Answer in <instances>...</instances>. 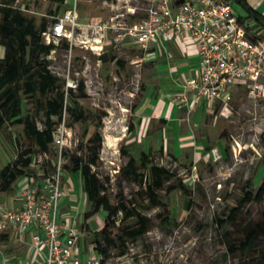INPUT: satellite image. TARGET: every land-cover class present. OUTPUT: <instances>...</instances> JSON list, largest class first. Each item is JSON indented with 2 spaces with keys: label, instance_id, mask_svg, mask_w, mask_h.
Returning a JSON list of instances; mask_svg holds the SVG:
<instances>
[{
  "label": "rangeland",
  "instance_id": "1",
  "mask_svg": "<svg viewBox=\"0 0 264 264\" xmlns=\"http://www.w3.org/2000/svg\"><path fill=\"white\" fill-rule=\"evenodd\" d=\"M102 1L77 0L80 22L108 20L114 12L104 7ZM132 3L137 4L135 0ZM66 4L68 0H0V25L4 18L2 9L12 6L20 8L40 30L43 21L48 27L51 25L57 5H61V13H64L69 9ZM138 12L136 20L143 17L140 9ZM6 41L8 37L3 35L0 58L4 57ZM43 42L47 44L44 37ZM67 43L66 39L62 40L40 58L59 78V84H64V89L69 77L85 83L84 92L80 89L70 92L69 104L90 115L84 122H75L70 112L64 113L61 126L58 125L65 129L63 150L80 151L88 158L86 147L96 142L91 139L98 132L102 145L92 171L105 186L100 198L105 196L115 207L120 196L136 200L132 208L148 218V231L136 238L122 235L127 226L135 228L139 224L136 219L121 222V211L106 226L109 209L86 200L84 180L79 179L77 188L75 175L70 174V164L66 162L62 185L67 196L60 199L59 220L68 219L70 215L81 220L82 224L78 221L76 226L86 252L89 246L99 242L106 252L103 264H258L264 257L263 251L249 255L240 250L232 251V247L246 234L248 226L264 223V203L257 197L264 183V100L254 101L246 90L239 88L229 104L202 110L197 107L179 114L180 119L167 128L163 137L165 149L153 148L149 166L139 169L144 178L125 177L122 169L130 155L137 157L138 166L141 161L139 149L133 148L127 130L135 118L134 106L145 84V64L138 61L142 49L135 43L116 46L112 37L106 40L101 54L80 46L70 51ZM55 93V90L43 93L37 89L32 95L22 94L21 118L33 114L37 127L45 128L46 103ZM101 115L102 122L98 124ZM56 150L53 145L51 154L55 159ZM38 153L35 140L26 133L24 123L6 124L0 132V170L14 164L19 156H37ZM152 165L169 173L165 175L163 187L156 189L159 194L156 204L151 202L147 191V184L153 178L149 170ZM74 187L77 192L72 193L75 203L72 211L69 193L76 190ZM3 191L0 186L1 199ZM248 192L253 200L242 203ZM241 203V210L233 214L231 209ZM62 211L65 213L61 216ZM216 218L225 219L224 226H218ZM9 241L5 232L0 234V264L7 259L16 261L23 254ZM261 246L264 250V239ZM91 251L100 259L101 255L93 246Z\"/></svg>",
  "mask_w": 264,
  "mask_h": 264
},
{
  "label": "built area",
  "instance_id": "2",
  "mask_svg": "<svg viewBox=\"0 0 264 264\" xmlns=\"http://www.w3.org/2000/svg\"><path fill=\"white\" fill-rule=\"evenodd\" d=\"M135 1L137 4L132 0H103L102 5L114 13L98 23L80 22L76 1L63 14L53 16L42 37L54 46L66 39L70 51L80 46L101 54L110 37L116 46L130 41L145 47L150 42L171 39L174 34L189 36L198 43L200 65L182 84V92L176 97L180 108L193 110L212 101L229 104L239 88L246 90L254 101L264 100V39L249 32L229 2ZM139 9L143 17L134 20ZM79 89L78 80L71 77L66 80L64 112L68 108V95ZM59 126L53 134V145L58 148L56 162L48 151L33 155L39 181L27 182L25 174L19 182L22 207H5L0 198V234L10 229L19 233L39 229L41 233L33 231L31 238L35 247L45 250L42 264H99V258L77 250L82 235L79 230L59 220V202L64 193L63 167L72 154L63 150L65 129ZM75 153L82 156L80 151Z\"/></svg>",
  "mask_w": 264,
  "mask_h": 264
},
{
  "label": "trees",
  "instance_id": "3",
  "mask_svg": "<svg viewBox=\"0 0 264 264\" xmlns=\"http://www.w3.org/2000/svg\"><path fill=\"white\" fill-rule=\"evenodd\" d=\"M229 2L238 15L239 21L245 24L249 32L255 36L264 39V16L253 9L247 0H225ZM177 3L174 2V5ZM61 9V5H57L55 12L52 16H57V12ZM3 22L0 25V44L2 36L8 37V41L5 42L4 57L0 58V132L5 129L6 124L18 122L25 124L26 133L32 137L40 147L39 152L48 151L51 153L49 144L53 142V132L60 124V121L64 117V100L65 90L64 84H59V78L54 76L48 68L41 62L42 55H48L54 48L53 44H45L43 42L42 33L47 29L46 21H43L40 30L37 29L33 20L27 19L20 8L12 6H5L2 9ZM68 48V44H66ZM119 61V60H117ZM37 89L43 93L55 90V97L47 101L46 103V120L45 128L39 129L36 124V117L33 114H28L24 119L21 118V95H32ZM85 83L80 82V90L84 92ZM68 95V108L66 112H70L75 122L85 121L90 114L82 108L79 110L69 104ZM52 116H56L57 120H53ZM102 122V115L98 119V124ZM133 127V123L130 122L127 130V136L130 134ZM91 140L96 142L91 147H86L89 151V156H79L76 153H72L68 160L70 164V171L78 172L84 178V186L89 202L95 203L102 209H109L106 216V226L110 225L111 218L121 211L123 217L121 222L127 223L131 219H136L138 226L135 228L126 227L122 235L130 238H136L146 231H148V218L137 213L132 205L136 200H128L120 196V202L118 206L110 205L109 199L103 196L100 198L101 192L105 189L100 182L97 174L92 171V165L96 164L99 160V150L102 145V136L98 133H94V137ZM81 148L84 149L83 144ZM125 154L126 150L122 149ZM52 155V154H51ZM66 155V154H65ZM57 158L52 156V161L55 163ZM150 154H142L140 165L138 166V159L134 156H130L127 165L122 169V174L125 177L133 175L135 178H144V174L138 172L140 168H146L149 166ZM33 163V155L27 154L19 156L14 164H9L0 170V186L1 189L11 186L16 179L24 175L26 172L25 167H28ZM150 172L153 176L152 181L147 185V191L150 196V200L153 204L159 202V194L156 189H160L164 185L165 175L169 173L167 170L152 165L150 166ZM257 197L260 203H264V183L261 184ZM253 200L251 192H248L246 197L242 200L244 202H250ZM241 204H236L231 212L233 214L238 213L241 208ZM263 205V204H262ZM114 223V222H113ZM218 226H224L225 219L216 218ZM106 230V229H104ZM122 236V237H123ZM264 239V223L257 222L252 226H248L246 234L239 240L237 245L232 247V251H242L245 254L255 255L262 250L261 243ZM93 249L97 251L101 256L99 264L104 263L105 250L101 247L99 242L94 243ZM258 264H264V257L259 260Z\"/></svg>",
  "mask_w": 264,
  "mask_h": 264
},
{
  "label": "crops",
  "instance_id": "4",
  "mask_svg": "<svg viewBox=\"0 0 264 264\" xmlns=\"http://www.w3.org/2000/svg\"><path fill=\"white\" fill-rule=\"evenodd\" d=\"M76 1L77 0H68V4H66L67 7L71 8ZM247 1L253 9L264 16V0ZM57 14V16L63 14L61 13V9L57 12ZM93 21L103 22L106 20L93 19ZM131 43L134 42L127 41L124 45ZM140 47L142 49V54L140 55L138 61L145 64V84L142 87L141 96L137 101V104L134 106L135 118L131 121L133 123V127L128 136L131 139L130 141L132 142L133 148L139 149L138 151L141 158L142 154H150L156 146H158L160 150H164L165 148L162 145V141L163 137L166 136L167 128L177 123L176 121L180 119L178 117L179 114H184V112L186 113L189 110L187 107L180 108L176 97L182 92V84L188 78L192 77L199 68L200 59L198 43L189 36L181 37L178 34H174L171 39L150 42L145 47L141 45ZM220 104L226 105L225 103H220V101L205 102L199 106V110L208 107L213 108L215 105ZM52 119L57 120V117L52 116ZM152 144H154V146ZM36 146L39 150L40 147H38L37 143ZM52 146L53 142L49 144L51 149ZM130 156L136 157L134 154ZM24 170L26 172L25 174H27L26 176L28 177L26 180L27 182L36 184L39 181L38 169L33 165V163H31L28 167H25ZM70 174L75 175L76 186L78 188V185H80L79 179H82V181L84 180L81 171H70ZM22 176L23 175L19 176L15 183H12L10 187L3 189L4 193L1 194V202L5 207L14 209L22 207L23 200L20 195L21 185L19 183L22 179H24ZM74 189L76 188L74 187ZM83 189V195H85L86 200L89 201L85 186H83ZM73 192L76 194L77 189L70 191L69 193L72 199L70 201L71 203H73L74 199L72 195ZM66 196L67 195L63 193L62 197L64 198ZM74 204L75 203H73L71 208L72 211H74ZM64 213L65 212L62 211L61 216ZM75 216L71 217L70 215L68 216V219L60 218V221H66V223L75 226V228L79 230L76 223L80 221L82 224V222L79 218L78 220H75ZM33 231L35 233H41V231L37 228H34ZM32 232L28 231L25 233H19L14 229H10L5 232L6 238L11 240V242L9 241V244L19 248L23 254L16 261L14 259H7V261L2 264L43 263L45 250L43 248L35 247L31 238ZM92 246L94 247V244L89 246L90 250L88 253L90 254H92ZM77 250L80 253L87 255L82 237Z\"/></svg>",
  "mask_w": 264,
  "mask_h": 264
}]
</instances>
